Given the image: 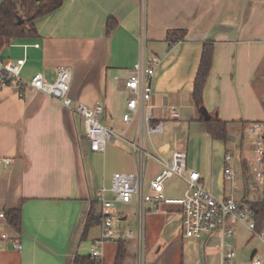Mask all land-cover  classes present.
Returning <instances> with one entry per match:
<instances>
[{"label":"crops","instance_id":"0c3cea01","mask_svg":"<svg viewBox=\"0 0 264 264\" xmlns=\"http://www.w3.org/2000/svg\"><path fill=\"white\" fill-rule=\"evenodd\" d=\"M110 19L116 25L107 34ZM35 26V38L12 40L0 56L15 60L26 55L21 75L26 81L40 73L53 82L59 67H70L71 96L91 107L102 105L103 125L128 140L136 138V124L123 120L129 97L124 80L139 61L144 43L147 56L160 59L151 104L155 122L164 126L162 134L149 139L148 149L167 159L177 150L187 152L189 168L200 173L217 197L264 201V185L250 189L256 143L264 138V0H65ZM182 30L184 40L170 44L168 33ZM207 41L214 44L215 56L204 106L228 124V144L211 137L193 101ZM18 93L16 88L0 90V212L21 207L22 232L16 234L0 219V229L9 227L10 238L0 240V264H71L81 254L89 212L101 211L96 192L110 185L113 174L136 171L134 151L126 141L113 142L121 149L113 163L107 149L103 154L90 151L82 120L62 104L42 92L26 91L23 98ZM253 124H261L260 129L250 132ZM227 166L238 176L236 187L225 179ZM159 169L152 163L148 179ZM178 180L185 190L184 179ZM118 215L117 231L135 232L136 217L133 230L127 226L129 216ZM95 227L87 240L100 236V225L96 235ZM172 227L174 236L167 241L163 236ZM143 245L144 257L156 246L155 264H162L164 254L170 255V264H224L219 236L181 238L176 205H163L160 213L147 216ZM117 246L107 243L99 264H115ZM125 246L123 264H138L135 241H125Z\"/></svg>","mask_w":264,"mask_h":264},{"label":"built area","instance_id":"2783aa9c","mask_svg":"<svg viewBox=\"0 0 264 264\" xmlns=\"http://www.w3.org/2000/svg\"><path fill=\"white\" fill-rule=\"evenodd\" d=\"M27 47V46H25ZM39 47V45H35ZM27 56L19 59H5L0 56V90L16 88L21 98L26 91L42 92L71 111L83 122L89 149L93 153L106 152L109 142L126 141L132 147L137 169L135 172H118L113 174L109 186H102L96 192V199L101 205L103 219L100 225V236L94 240L91 254L94 264H99L104 258L103 247L109 242L134 240L137 251L138 264H143L145 221L149 214L162 211L163 205L180 207L181 238L183 240H202L219 236L223 250V263L232 264L236 253L232 250L230 240L239 226L245 227L254 237L264 244V208L262 214L252 207L255 203L234 198L217 197L209 191L200 173L188 166L187 152L177 150L170 158H164L148 149L149 139L153 135L162 134V122H155L153 106V80L160 59L156 55L147 56L145 44H142L139 61L134 65L129 76L124 80V87L129 93L127 111L123 115L126 123L136 124V138L128 140L122 132L106 127L102 123L104 108L98 104L88 106L75 100L71 94L72 69L67 66L58 68L57 77L48 82L40 73L30 81L23 80L22 71L26 65ZM118 80L119 78L116 77ZM261 124H253L250 132H256ZM253 173L254 182L252 191L264 185V138L257 141ZM227 161L231 157L227 156ZM10 160L5 159V164ZM152 163L160 166L159 171L148 179ZM225 179L236 187L238 176L232 166L224 170ZM173 178L184 179L186 183L183 195L180 198H170L166 195L167 184ZM264 205V201L260 202ZM119 204H135L136 230H126L120 234L115 226L120 220L117 213ZM263 217L262 225H258V217ZM5 212H0V219L4 220ZM1 241H10L8 234H0ZM17 250L22 244L15 243ZM248 264H264V254L256 251L249 259Z\"/></svg>","mask_w":264,"mask_h":264},{"label":"trees","instance_id":"16d2710c","mask_svg":"<svg viewBox=\"0 0 264 264\" xmlns=\"http://www.w3.org/2000/svg\"><path fill=\"white\" fill-rule=\"evenodd\" d=\"M65 0H3L0 6V52L8 46L12 40L30 39L37 36L35 22L38 18L49 15L58 10ZM23 22L19 23V18ZM32 17V19H29ZM116 22L110 19L107 24V34H110L115 28ZM180 33V35H178ZM185 31H171L168 33L170 44L178 43L184 40ZM215 56V46L211 41L203 44L202 56L199 69L194 82L193 101L200 113V121L206 126L208 133L215 140L225 144L229 143L230 132L228 124L217 117L208 113L204 106L203 92L206 83L211 74ZM207 111V112H206ZM206 112V113H205ZM245 162V160H244ZM259 214L263 212L264 205L260 202L252 205ZM103 219L102 212H95L92 209L86 218L80 243L87 240L92 227L101 225ZM263 217H258V226L262 225ZM4 222L16 233L22 232V211L21 207L5 211ZM117 253L115 264H123L127 255L125 242L117 241ZM71 264H94L89 254H76Z\"/></svg>","mask_w":264,"mask_h":264},{"label":"rangeland","instance_id":"374dc122","mask_svg":"<svg viewBox=\"0 0 264 264\" xmlns=\"http://www.w3.org/2000/svg\"><path fill=\"white\" fill-rule=\"evenodd\" d=\"M103 119V117H102ZM103 123V122H102ZM120 142V141H119ZM113 143L109 142L107 144V152L106 157L107 159H111L112 162L114 163L116 159L119 157L121 154L120 152V143ZM234 155H237L239 152H230ZM235 164L238 165L237 161H235ZM184 190V184L183 181L178 180V178H173L170 180V182L167 185V192L166 194L170 198H180L183 194ZM135 205V204H134ZM133 204H119L117 213L128 215L130 222L127 224V226L131 227L134 230V220H135V206ZM119 224V220H116L115 226ZM7 225V224H6ZM175 227H172L169 232L163 236L167 241L172 239L173 235V230ZM8 233L9 232V227L6 228H1L0 233ZM98 233V228L97 226L93 228V234L96 235ZM171 234V235H170ZM170 235V236H168ZM168 236V237H167ZM176 237V236H175ZM163 239L162 237H159L158 240ZM93 238L90 236L87 241L81 244L79 251L81 254H91V250L93 247ZM165 242V241H163ZM232 243V250L235 251L236 257L232 260V264H248L249 259L251 258L252 254L256 251L259 250L260 252L264 253V244L263 242L258 239L257 237H254L253 234L248 231L245 227L239 226L236 228V232L232 239L230 240ZM164 247V246H162ZM153 250L144 257V264H151L157 261L156 258H152V253L156 251V246L152 248ZM170 256L169 254L165 255L163 257L162 264H170L169 262L171 261V258L168 257Z\"/></svg>","mask_w":264,"mask_h":264},{"label":"water","instance_id":"95a60500","mask_svg":"<svg viewBox=\"0 0 264 264\" xmlns=\"http://www.w3.org/2000/svg\"><path fill=\"white\" fill-rule=\"evenodd\" d=\"M37 2H40L41 0H36ZM29 19H32V17H30ZM23 22L22 18H19V23L21 24ZM207 112V111H206ZM205 112V113H206ZM229 140H231V137L229 136Z\"/></svg>","mask_w":264,"mask_h":264}]
</instances>
